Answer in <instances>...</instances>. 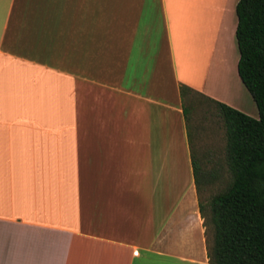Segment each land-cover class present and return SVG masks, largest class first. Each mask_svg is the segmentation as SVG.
<instances>
[{"label":"crops","instance_id":"1","mask_svg":"<svg viewBox=\"0 0 264 264\" xmlns=\"http://www.w3.org/2000/svg\"><path fill=\"white\" fill-rule=\"evenodd\" d=\"M238 0H0V264H209L179 86L254 118Z\"/></svg>","mask_w":264,"mask_h":264},{"label":"trees","instance_id":"2","mask_svg":"<svg viewBox=\"0 0 264 264\" xmlns=\"http://www.w3.org/2000/svg\"><path fill=\"white\" fill-rule=\"evenodd\" d=\"M235 12L237 71L256 104L258 118L185 84L179 92L187 127L202 98L225 134L223 159L211 170H202L192 151L209 264H264V0H238ZM214 182H219L217 191L202 201L201 185Z\"/></svg>","mask_w":264,"mask_h":264},{"label":"rangeland","instance_id":"3","mask_svg":"<svg viewBox=\"0 0 264 264\" xmlns=\"http://www.w3.org/2000/svg\"><path fill=\"white\" fill-rule=\"evenodd\" d=\"M201 103L192 110L188 120L192 151L202 170L209 171L215 167L216 161L224 156L225 134L221 122L213 109L199 98ZM219 187V182L201 185L202 201Z\"/></svg>","mask_w":264,"mask_h":264}]
</instances>
